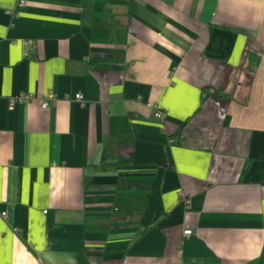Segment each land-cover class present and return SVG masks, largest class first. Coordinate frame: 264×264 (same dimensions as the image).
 <instances>
[{
  "label": "crops",
  "instance_id": "obj_1",
  "mask_svg": "<svg viewBox=\"0 0 264 264\" xmlns=\"http://www.w3.org/2000/svg\"><path fill=\"white\" fill-rule=\"evenodd\" d=\"M18 1L0 264H264V0Z\"/></svg>",
  "mask_w": 264,
  "mask_h": 264
},
{
  "label": "built area",
  "instance_id": "obj_2",
  "mask_svg": "<svg viewBox=\"0 0 264 264\" xmlns=\"http://www.w3.org/2000/svg\"><path fill=\"white\" fill-rule=\"evenodd\" d=\"M23 5H24V0H19L18 1V6H23ZM29 44H31V43L30 42H25L24 43V47L26 48V50L28 52H30V50H32V46L30 45V47H29ZM73 98H74L75 101H77L79 103L84 102L83 101V97L80 94H76ZM33 99H34V97L31 94H20L18 96L11 97L9 99V107H10V109H12L15 105L29 104ZM55 100L56 99H55L54 95H49V96L41 99L40 102H39L40 110L42 112L48 114L51 111L52 106L55 103ZM153 115L158 120H164L165 117H166L165 113H163L161 110H158L156 108L154 109ZM172 141H171V143H172ZM1 215L3 217H5L6 213L3 212V213H1ZM190 235H192V231L190 229H184L183 236L188 237Z\"/></svg>",
  "mask_w": 264,
  "mask_h": 264
},
{
  "label": "rangeland",
  "instance_id": "obj_3",
  "mask_svg": "<svg viewBox=\"0 0 264 264\" xmlns=\"http://www.w3.org/2000/svg\"><path fill=\"white\" fill-rule=\"evenodd\" d=\"M33 97H34V96H33ZM43 98H45V97H43ZM43 98H42V99H43ZM4 213H5V212H4ZM5 217H6V216H5Z\"/></svg>",
  "mask_w": 264,
  "mask_h": 264
}]
</instances>
